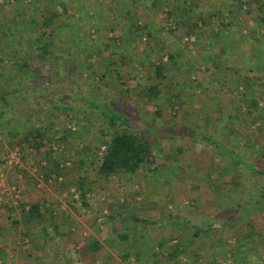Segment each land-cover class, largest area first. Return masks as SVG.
Listing matches in <instances>:
<instances>
[{"label":"trees","instance_id":"obj_1","mask_svg":"<svg viewBox=\"0 0 264 264\" xmlns=\"http://www.w3.org/2000/svg\"><path fill=\"white\" fill-rule=\"evenodd\" d=\"M127 1L129 4L125 7L119 5L116 10L110 8L112 17H106L104 24H100L98 30H105L109 38L105 41L91 38L92 22L96 19H92L86 10L80 19L76 17L71 12L73 0H13V3L0 0V135L6 136L9 141L13 140L10 149L14 150L17 144L21 146L23 162L33 160L37 155L42 158L36 163L41 164L45 159L48 164L40 165V168L48 170L47 178L54 175L57 182L61 167L50 165V159L46 157L49 153L41 155L48 138L43 128L45 119L42 114L50 112L51 116L47 119L53 121L59 118V114L65 115L68 123L77 125L85 119L89 126L94 125V119L102 118L107 127L99 129L95 141L83 153L79 163V169L85 176L81 177L76 192L85 206L89 189L86 177L91 165L96 166L102 180L111 182L118 173L128 176L137 174L151 160L155 161L160 150L169 147L171 141H181L176 147L175 160L171 161L168 155L164 157L166 161H171L168 166L178 174L181 170H197L194 162L193 165L183 163V143L203 144L215 158L214 165L208 171L211 190L215 194L219 193L224 189L221 183L229 177L233 187L227 186L224 191L237 197L235 205L226 211L225 216L213 215L205 227L194 225L171 213L166 218L168 222H157L160 227L193 231L195 242L203 233L210 236L220 227L223 229L237 225L264 204V164L261 157L254 154V151L260 153L262 150L259 137H263L261 134L264 133V0ZM241 14L255 15L253 35H239L236 43L226 39L224 43L217 44L222 34L220 32L236 33ZM160 15H164L169 22L170 34L183 33L187 35V40L192 37L199 39L201 32L212 25L213 19L216 20L217 32L213 37L209 35L217 41L213 51L204 53L202 60L198 61L190 49L187 57L174 50L170 52L162 43L156 45L151 30L158 26L154 19ZM127 45L136 50L141 46L144 48L142 51H133L129 63L126 60L128 57L121 58ZM217 48L219 50L216 52ZM95 58L102 60L97 64L98 67ZM180 60L188 64L187 72L182 70ZM234 60L243 65L240 66ZM202 68L210 72L209 78H214L215 83L202 86ZM125 69L127 73L123 72ZM187 76L195 79L188 80ZM178 77H182V80H177ZM115 83L121 88L113 94L110 86ZM66 84L74 87L66 89L67 86L63 87ZM92 85L96 87L97 94L86 96L83 91ZM213 88L234 94L228 100L229 108L224 105L223 111L211 109L210 112H203L202 116V113L197 114L198 110L189 114L193 110V103L189 102L191 107L183 111L182 117L171 116L169 119V115L164 122L166 112L172 110L173 106L183 110L188 104L187 98L192 96L194 99L197 90L210 91ZM65 94L74 100H65ZM126 95H136L139 102L154 105L156 120H162V124L156 122L155 126L147 118L139 117L136 108L124 107L122 102ZM41 100L47 105L42 107ZM36 124L41 126L36 127ZM70 134L71 131L66 129L62 141L69 140ZM261 140L264 142V139ZM62 141L56 140V144L59 146ZM2 145L0 140V148ZM33 151L36 155L31 153ZM1 152L8 156L0 159V165L6 163V158L11 154L6 149ZM17 167L21 168V165ZM258 177H261L260 182H256ZM251 186L254 190L250 189ZM49 206L19 200L17 208L20 217L16 219L13 206L6 205L7 219L11 222L9 227L21 225L25 230L31 228L30 233L26 230L28 237H32V232L42 230L44 239H52L50 231L53 228L48 230L46 227L54 218ZM110 219L112 221L115 217L111 215ZM134 220L143 222L140 217ZM9 227L1 224L0 240L6 238ZM118 237L128 248L131 246L128 234L121 233ZM87 244L91 252L103 248V244L96 239ZM159 245L160 251L154 255L156 259L152 264H160V258L164 257L161 250L164 244L161 242ZM245 245L243 251L231 249L234 256L229 264H264V241L262 244L249 245L248 242ZM52 247L51 252L56 258L58 247ZM189 250L188 244L176 245L167 253L166 264H187ZM224 251L217 256L212 253L209 260H203L207 264L227 262L229 259ZM132 256H136L137 262L144 259L139 253L131 251L124 254L123 258L126 260ZM36 264L50 263L43 259ZM63 264H71V261L66 259Z\"/></svg>","mask_w":264,"mask_h":264},{"label":"rangeland","instance_id":"obj_2","mask_svg":"<svg viewBox=\"0 0 264 264\" xmlns=\"http://www.w3.org/2000/svg\"><path fill=\"white\" fill-rule=\"evenodd\" d=\"M8 1L12 2L13 0ZM73 1L74 3L70 4L74 7L71 12L76 17L80 19L81 15L86 14V10L92 19H96L92 22L91 38H101L105 41L109 39L106 32H104L105 30L101 32L98 29L100 24H104L103 21L106 17H112V11H109V9L116 10L119 5L125 7L129 4L127 0ZM83 7L85 9L80 10ZM164 17V15H160L157 19L151 17L152 20H155V23L156 21L158 23V26L153 27L151 30L156 45L162 43L170 49V52L174 50L177 53H184L187 57L188 49H190L193 57L198 61L202 60L201 57L204 53L209 54L213 51V46L217 42L212 38L214 33L217 32L216 20L213 19L212 25L205 32H201L199 39L192 37L187 40V35L183 33L179 35L170 34L168 31L169 22ZM254 19V14L249 16L239 15L236 33L232 31L230 33L220 32L222 34L218 38L217 44L224 43L226 39L236 43L239 41V35L252 36L254 33L252 31ZM127 47L121 58L128 57L126 59L128 63L133 51L144 49L142 46L140 47L141 50H136L135 47L129 48L128 45ZM217 47L219 46L217 45ZM218 50L217 48L216 52ZM94 61L97 65L102 60L95 58ZM234 61L239 63L237 60ZM239 64L240 66L243 65L242 63ZM180 66L183 67V71H188L189 66L185 61L180 60ZM123 72L127 73L126 69ZM202 73V86H207L210 82H216L214 78H209L210 72H206L202 68ZM193 79L195 78L188 77V80ZM177 80H182V77H178ZM63 87L70 89L74 85L70 84L68 86L66 84ZM59 88L61 89V86ZM95 88L92 85L91 88L87 87L83 92L90 97L92 94H97ZM120 88L121 86L118 83L110 86L113 94ZM99 91L101 93V90ZM208 91L197 90L194 99L191 98L192 96L189 99L187 98L186 102L188 101V104L185 105L183 110L179 106H173L172 110L166 112L164 122L169 115V119L171 116L182 117L185 113L183 111L191 107L189 102L193 103V110H190L189 114H193L194 110H198L197 114L202 113V116L204 115L203 112H210L211 109L223 111L224 105L229 108L228 100L232 99L234 94L220 92L215 88ZM69 97L68 94H65L64 99L74 100ZM41 101L40 105L42 107L47 105L44 100ZM122 104L130 109L136 108L139 117L147 118L155 126L156 122L159 125L162 124V120H156V107L139 102V97L136 95L124 96ZM49 113L42 114V118L45 119L43 128L48 138L44 142L46 148L42 149L41 155L45 156V153H49V156L46 155V157L50 159V165L61 167V175L57 178V182L54 175L47 178L48 170L40 168V165L44 166L42 163L46 161L45 159L42 160L41 164L36 163L41 157L37 155L33 160L23 162L20 156L21 146L17 144L14 146V150L10 149L13 140H10V142L9 139H6V136L0 135V140L3 143L0 148V159L8 156L7 153L1 152L3 149L8 150L9 154L11 153L9 158H6L7 162L0 165V226L2 224L9 227L11 224L7 219L6 205L13 206V215L18 219L20 217L17 208L19 200L50 204L49 209L52 210L51 213L54 218L48 222L46 227H48V230L53 228V231H50L52 239H44L41 236L42 230L38 232L34 229L35 232H32V237H28L26 236V230L29 232L31 228L25 230L21 225L9 227L6 231V238L0 240V264H36L43 259L50 264L51 262L52 264H63L66 259H69L71 264H152L156 259L154 255L160 251L159 243L161 242L164 244L161 249L164 257L160 258V264H166L167 253L180 244L189 245L190 256L187 264H207L203 258L209 260L212 253L217 256L218 253L221 254V251L224 250L229 260L222 264H229V262H232L231 257L234 256L231 249H241L240 251H243L242 248H245V244L248 242L249 245H255L262 244V241H264V204L260 206L257 212L247 215L246 220L239 222L237 225L223 229L220 227L210 236L203 233L200 239L195 242L193 231H179L169 227H160L157 224L159 221L166 220L169 213H171L191 221L194 225L205 227L213 215L225 216L226 211L235 205L237 197L224 191L227 190V186L228 188L233 187L229 177H226L224 179L226 181L221 183L224 189L219 193L215 194L211 190L208 183L210 178L208 171L214 165L215 158L208 148L198 142H184L185 148L182 156L185 165L187 162L193 165L194 162L197 170H181L177 174L173 172L172 167L168 166L173 159H176V147L181 141H171L169 147L161 149L158 153L159 157L157 159L155 157V161L151 160L150 163H147V167L143 172L139 171L132 176L118 173L113 176L111 182L105 179L102 180L96 166L91 165L86 177L90 189H87L85 196L87 206L83 205V201L76 192L81 177L84 178L85 176L82 175L79 169V163L84 155L83 153L88 151L89 146L95 141L99 129L106 128L107 125H104L102 118L100 120L98 118L94 119V125L91 126L85 119L80 120L78 125L77 123H68L66 116L59 113V118L53 121L47 119L51 116H49ZM3 116L6 115L3 114ZM39 125L36 124V127L41 126ZM255 126L258 127V123ZM66 129L70 130L71 134L69 140L62 141L61 137ZM25 132H23V135ZM261 135L264 137V133ZM263 137H259V145L262 148L261 154L257 150L254 151V154H258L264 164V142L261 140L264 139ZM56 140L62 141L59 146L56 144ZM16 151L19 153V156H17L19 161L13 160V162L11 156ZM31 153L36 155L35 151ZM161 154L163 156H160ZM166 155L171 157V161L164 159ZM16 165H21V168ZM260 181L261 177H258L256 182ZM250 189L254 190L252 186ZM153 196H155V199H153ZM256 199L255 196L254 200ZM164 207H167V210ZM111 215L116 220L111 221ZM137 217H140L143 222H136L134 218ZM166 221L168 222V220ZM251 225H253V231L252 228L250 229ZM124 231H129V243L131 244L129 248L118 237V234ZM37 235L40 238H36ZM55 239H61L60 241H62L59 246L60 249L56 252V258L51 252V248H53L51 243H54L52 240ZM93 239L103 243V248L98 252H91L87 246V242ZM128 251L134 254L139 253L144 259L137 262L136 256H132L124 260L123 255ZM61 253L64 254V260L59 257ZM73 258H75V261Z\"/></svg>","mask_w":264,"mask_h":264},{"label":"crops","instance_id":"obj_3","mask_svg":"<svg viewBox=\"0 0 264 264\" xmlns=\"http://www.w3.org/2000/svg\"><path fill=\"white\" fill-rule=\"evenodd\" d=\"M43 165H47L48 163H47V161H44L43 163H42ZM147 167V165L141 170L142 172L145 170V168ZM155 196H153V199H155L154 198ZM165 208V207H164ZM127 211H129V210H127ZM123 233H126V234H128L129 235V231H124ZM61 239H55V240H52V242H54V243H51L52 245H54V246H57L58 247V250L60 249L59 248V246L61 245V243H62V241H60ZM102 243V242H101ZM103 244V243H102ZM131 245V244H130ZM87 246H88V244H87ZM89 247V246H88ZM131 247V246H130ZM90 248V247H89ZM59 257L61 258V259H64V254H59ZM75 258H73V260H74ZM75 261V260H74Z\"/></svg>","mask_w":264,"mask_h":264},{"label":"built area","instance_id":"obj_4","mask_svg":"<svg viewBox=\"0 0 264 264\" xmlns=\"http://www.w3.org/2000/svg\"><path fill=\"white\" fill-rule=\"evenodd\" d=\"M17 156H19V153L16 151V152H14V153L12 154V156H11L12 161H13V160L19 161V158H18ZM17 158H18V159H17ZM13 162H14V161H13ZM11 163H12V162H11Z\"/></svg>","mask_w":264,"mask_h":264}]
</instances>
